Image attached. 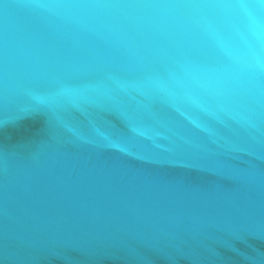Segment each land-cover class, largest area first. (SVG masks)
Wrapping results in <instances>:
<instances>
[{
  "label": "water",
  "instance_id": "obj_1",
  "mask_svg": "<svg viewBox=\"0 0 264 264\" xmlns=\"http://www.w3.org/2000/svg\"><path fill=\"white\" fill-rule=\"evenodd\" d=\"M4 2L0 264H264V13Z\"/></svg>",
  "mask_w": 264,
  "mask_h": 264
},
{
  "label": "snow or ice",
  "instance_id": "obj_2",
  "mask_svg": "<svg viewBox=\"0 0 264 264\" xmlns=\"http://www.w3.org/2000/svg\"><path fill=\"white\" fill-rule=\"evenodd\" d=\"M43 6V5H40ZM98 7H122L125 5H108L98 4L93 5ZM127 6H143V7H177V8H199V9H217V8H240L243 9L249 16V19L254 20L256 13H264V0H223V2H216V0H209V2H188L178 4L166 5H127ZM0 7L7 9L8 3L0 0ZM3 122H0L2 124Z\"/></svg>",
  "mask_w": 264,
  "mask_h": 264
}]
</instances>
